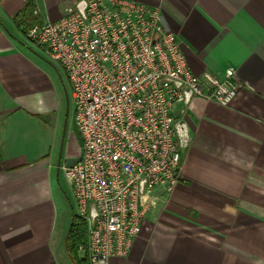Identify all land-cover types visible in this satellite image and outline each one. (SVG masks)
Here are the masks:
<instances>
[{"label":"crops","instance_id":"1","mask_svg":"<svg viewBox=\"0 0 264 264\" xmlns=\"http://www.w3.org/2000/svg\"><path fill=\"white\" fill-rule=\"evenodd\" d=\"M72 1L0 0V264H74L63 169L80 150L73 112L62 118L50 57L13 19L30 3L29 23L57 20ZM135 1L161 8L195 74L231 66L242 87L226 106L188 93L173 104L192 135L179 179L155 192L129 253L111 264H264V0Z\"/></svg>","mask_w":264,"mask_h":264},{"label":"built area","instance_id":"2","mask_svg":"<svg viewBox=\"0 0 264 264\" xmlns=\"http://www.w3.org/2000/svg\"><path fill=\"white\" fill-rule=\"evenodd\" d=\"M26 34L64 69L70 87L83 155L63 169L73 214L87 225L78 249L88 264H111L129 253L155 192L177 182L192 135L173 104L191 95L226 106L242 83L231 66L221 76L195 74L160 7L140 1L73 0L59 19L33 23Z\"/></svg>","mask_w":264,"mask_h":264},{"label":"trees","instance_id":"3","mask_svg":"<svg viewBox=\"0 0 264 264\" xmlns=\"http://www.w3.org/2000/svg\"><path fill=\"white\" fill-rule=\"evenodd\" d=\"M31 8L32 5L30 3H27L20 11H18L14 15L13 19L15 20L17 25H22L23 27L27 28L29 25L32 24L29 23L32 19ZM87 237L88 231L86 222L73 214L69 229L66 234L65 244L67 253L73 260L74 264H88L86 256L79 257L78 255V246L86 244Z\"/></svg>","mask_w":264,"mask_h":264},{"label":"rangeland","instance_id":"4","mask_svg":"<svg viewBox=\"0 0 264 264\" xmlns=\"http://www.w3.org/2000/svg\"><path fill=\"white\" fill-rule=\"evenodd\" d=\"M161 16H162V11H161ZM162 21L164 23L163 17H162ZM171 30H173V29H171ZM173 31H175V30H173ZM38 47H40V46H38ZM45 60L47 62L46 72H47V74H50V76H52L51 81H52L54 89H55L54 92L56 95H60V100L62 103L61 105L64 108L62 118L65 119V114L70 113V115H71V111L73 112V104H72V98H71V93H70V87L68 84L66 74L64 72V69L57 62H55L51 59H48L47 57H45ZM67 109H68V111H67ZM55 122L57 124V121H55ZM178 179H179V173H178ZM173 187L171 188L169 193L173 190Z\"/></svg>","mask_w":264,"mask_h":264},{"label":"water","instance_id":"5","mask_svg":"<svg viewBox=\"0 0 264 264\" xmlns=\"http://www.w3.org/2000/svg\"><path fill=\"white\" fill-rule=\"evenodd\" d=\"M83 7H84V2H80V4L78 5V9L82 12L83 11ZM184 91L187 92V89H184ZM73 130L74 132L77 134V130H76V127H75V123H74V117H73ZM79 145H80V150H79V154L77 157H68L65 159V166L66 167H71L73 166V164L79 162L82 158V155H83V148L81 147V140L79 138ZM96 212H95V208L94 206L92 205L91 206V217L93 218L95 216Z\"/></svg>","mask_w":264,"mask_h":264}]
</instances>
